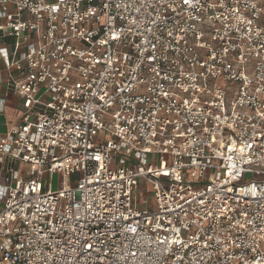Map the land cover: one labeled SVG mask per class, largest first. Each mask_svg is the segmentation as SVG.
I'll return each mask as SVG.
<instances>
[{
    "label": "built area",
    "instance_id": "built-area-1",
    "mask_svg": "<svg viewBox=\"0 0 264 264\" xmlns=\"http://www.w3.org/2000/svg\"><path fill=\"white\" fill-rule=\"evenodd\" d=\"M261 14L0 0L24 47L4 54L24 111L0 133V264H264Z\"/></svg>",
    "mask_w": 264,
    "mask_h": 264
},
{
    "label": "crops",
    "instance_id": "crops-1",
    "mask_svg": "<svg viewBox=\"0 0 264 264\" xmlns=\"http://www.w3.org/2000/svg\"><path fill=\"white\" fill-rule=\"evenodd\" d=\"M23 51L24 47L18 45L14 37L0 31V99L4 100L2 112L0 113V133H4L12 126L20 124L22 120L24 111L22 99L7 87L9 71L6 67L4 54H8L10 60H16L22 55ZM4 168L5 165L0 164V171Z\"/></svg>",
    "mask_w": 264,
    "mask_h": 264
},
{
    "label": "rangeland",
    "instance_id": "rangeland-1",
    "mask_svg": "<svg viewBox=\"0 0 264 264\" xmlns=\"http://www.w3.org/2000/svg\"><path fill=\"white\" fill-rule=\"evenodd\" d=\"M258 1H259L260 5H261V7H262V14H261L260 22H261V24L264 26V0H258ZM78 176H79L78 174L71 175V176L69 177V181H68V183H69L71 186L75 185ZM253 178H256V177H255V176H254V177H253V176H249L248 178H246L245 180H243V182H245V181H249V180H251V179H253ZM62 179H63V178H62L61 175H55V176L52 178V180H51V187H52L53 189L61 188V187H62V182H63ZM148 189L150 190V189H151V186H147V184L143 182V183H142V186H141V193H142V195H144V193H146Z\"/></svg>",
    "mask_w": 264,
    "mask_h": 264
}]
</instances>
